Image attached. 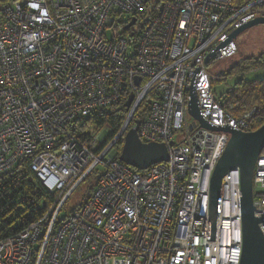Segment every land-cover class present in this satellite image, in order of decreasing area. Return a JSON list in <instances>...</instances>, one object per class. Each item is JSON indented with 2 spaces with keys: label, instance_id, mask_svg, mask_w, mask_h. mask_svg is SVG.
Segmentation results:
<instances>
[{
  "label": "built area",
  "instance_id": "built-area-1",
  "mask_svg": "<svg viewBox=\"0 0 264 264\" xmlns=\"http://www.w3.org/2000/svg\"><path fill=\"white\" fill-rule=\"evenodd\" d=\"M146 4L13 0L2 8L0 176L29 160L54 201L38 220L0 239V264H239L238 168L221 180L212 239L208 229L210 179L229 135L201 128L187 105L192 98L215 128L251 131L255 110L227 113L207 67L236 55L231 35L264 19V0H172L150 18ZM119 103L125 114L110 141L106 127L90 126L83 141L73 135L78 120ZM135 126L142 143L166 146V163L135 171L118 161L117 146ZM92 175L85 203L65 211ZM254 190L264 238V149Z\"/></svg>",
  "mask_w": 264,
  "mask_h": 264
},
{
  "label": "trees",
  "instance_id": "trees-1",
  "mask_svg": "<svg viewBox=\"0 0 264 264\" xmlns=\"http://www.w3.org/2000/svg\"><path fill=\"white\" fill-rule=\"evenodd\" d=\"M169 1L172 0H147V16L150 18L159 5ZM248 1L250 0H233V3L242 4ZM121 30L122 34L129 32L125 26H122ZM263 69L264 53L256 58L242 59L235 66L215 77L218 82L222 83H226L232 76L241 77L235 81L231 89L221 96L220 104L227 113L236 118L254 109L251 118V131L257 130L264 124V77L246 80L243 75ZM215 79L212 82V89L213 84L217 82ZM124 114L125 107L119 103L88 119L78 120L72 133L79 141H83L86 136L85 130L90 126L96 130L106 127L108 130L107 141H110L119 131ZM143 114L144 112H139V118L143 117ZM123 143L124 140L119 142L118 146L121 149L118 150L117 159L120 156ZM129 168L139 171L132 167ZM94 179L95 176L92 175L85 181L88 182L86 185L88 189L86 194L84 193L85 195L82 194L77 205L84 204L89 197L93 190ZM53 201L54 196L45 192L32 175L29 169V160L20 162L13 170L0 176V239L11 236L26 225L38 220L41 214L53 204Z\"/></svg>",
  "mask_w": 264,
  "mask_h": 264
},
{
  "label": "water",
  "instance_id": "water-1",
  "mask_svg": "<svg viewBox=\"0 0 264 264\" xmlns=\"http://www.w3.org/2000/svg\"><path fill=\"white\" fill-rule=\"evenodd\" d=\"M134 22L135 19L132 18L125 28H130ZM259 25H264V19L258 18L242 26L231 35V39L235 40L243 31ZM131 98L132 96L130 95L126 102V107L129 106ZM187 112L188 116L194 119L201 128L229 135L227 146L218 160L210 179L209 238L212 239L215 231V222L219 218L221 180L231 169L238 168L240 172V221L242 231L239 264H264V238L258 226L261 220L254 216L252 192L255 161L264 149V124L257 130L250 132H239L229 128H215L200 117L192 98L188 102ZM136 129L137 126L130 129L126 134L120 156L118 157L119 161L139 171H144L155 164L166 163L168 161L166 146L158 143H142L137 137Z\"/></svg>",
  "mask_w": 264,
  "mask_h": 264
},
{
  "label": "rangeland",
  "instance_id": "rangeland-1",
  "mask_svg": "<svg viewBox=\"0 0 264 264\" xmlns=\"http://www.w3.org/2000/svg\"><path fill=\"white\" fill-rule=\"evenodd\" d=\"M154 1V0H152ZM127 19L128 17L125 16ZM137 27V26H136ZM134 26V28H136ZM235 44L237 47V53L231 58L220 60L215 62L212 65H209L207 67V72L212 75L215 79V77H218L223 72L229 70L231 67L235 66L237 62H239L242 59H249V58H256L258 55L264 53V25H259L252 27L250 29H247L243 31L241 34L237 36L235 39ZM258 72L250 74V72L245 73L244 77L247 80H253L257 78H263L264 77V69L263 70H257ZM239 76H232L230 79L226 81V83L218 82L216 79L213 84V91L216 97H220L224 91L227 89H231L234 85V82L239 79ZM118 150L119 146H117ZM93 179V178H92ZM88 182H84L79 189H77L75 192H73L66 205H65V211L72 210L77 203L81 200L82 194L87 192V185ZM86 194V193H85ZM84 194V195H85ZM257 197L255 195V190L253 191V201H257Z\"/></svg>",
  "mask_w": 264,
  "mask_h": 264
},
{
  "label": "crops",
  "instance_id": "crops-1",
  "mask_svg": "<svg viewBox=\"0 0 264 264\" xmlns=\"http://www.w3.org/2000/svg\"><path fill=\"white\" fill-rule=\"evenodd\" d=\"M11 1H13V0H0V13H1V10H2V8L6 5V4H8V3H10ZM256 72H258V71H254V72H250V74H252V73H256ZM241 78V77H240ZM239 78V79H240ZM243 78L244 79H246L245 77H244V75H243ZM238 80V79H237ZM247 80V79H246ZM235 83V82H234ZM229 89H227L226 91H224L223 93H222V95L221 96H223L227 91H228ZM213 93H214V91H213ZM214 96H215V94H214ZM221 96L220 97H216V99H217V101H219L220 102V98H221Z\"/></svg>",
  "mask_w": 264,
  "mask_h": 264
}]
</instances>
